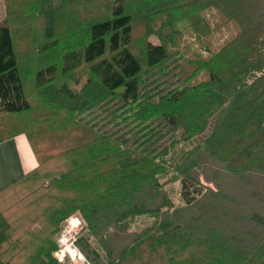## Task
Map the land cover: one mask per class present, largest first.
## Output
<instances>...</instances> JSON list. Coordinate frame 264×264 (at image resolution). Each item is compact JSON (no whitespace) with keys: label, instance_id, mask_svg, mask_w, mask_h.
<instances>
[{"label":"trees","instance_id":"trees-1","mask_svg":"<svg viewBox=\"0 0 264 264\" xmlns=\"http://www.w3.org/2000/svg\"><path fill=\"white\" fill-rule=\"evenodd\" d=\"M53 2L36 0L29 12H48L45 36L53 43L37 52L44 60L27 83L11 23L0 22V141L25 128L35 151L45 145L39 137L51 142L35 168L0 190V264H60L53 236L75 211L104 244L95 264H264V232L238 237L181 221L202 201L195 174L201 152L231 173L264 175V0H106V15L60 41L53 40ZM6 6L8 13L18 7L12 0ZM214 11L237 30L219 47H206V55L181 60L172 50L183 32L179 22L206 34ZM81 63L89 75L72 87L64 78ZM32 93L48 125L16 122L33 111ZM167 173L181 181L184 205L171 208ZM19 184L25 197L9 202ZM157 196L161 201L151 204ZM18 201L32 207L16 211ZM144 214L153 223L114 257L106 231L127 229ZM252 217L263 226L264 216Z\"/></svg>","mask_w":264,"mask_h":264},{"label":"rangeland","instance_id":"rangeland-1","mask_svg":"<svg viewBox=\"0 0 264 264\" xmlns=\"http://www.w3.org/2000/svg\"><path fill=\"white\" fill-rule=\"evenodd\" d=\"M14 1L12 0V4L15 7L18 5V7H14L15 9L13 8V12L11 11L8 13V8L6 6L7 0H0V22L8 19L11 23L15 47L19 54V62L21 64V73L27 83V81L31 80L33 77L32 70L35 68L36 62L41 59L42 56L37 54V52L39 53V51L44 50V48H48L46 45L52 44L53 42L52 39H48L45 36L47 22L45 14H48V12H43L44 14L41 12H34V14L29 13L31 12L30 10L36 6V0ZM58 1L59 0H54L53 4L57 6H52L53 11H55L54 14L56 15L53 25L55 31L54 41L68 39L72 32L75 34L76 28L79 31V29L91 18H99L107 14L108 6L107 2L105 3L106 0H92L89 6L86 0H66L65 5L60 4ZM213 16H216V11H214ZM216 20H218L219 25L222 23L219 27L215 24ZM210 24L212 29L211 32L204 34L200 28L199 31L196 30L197 28L191 25V21L183 20L179 22L178 27L181 28L180 30H183V32L179 37L178 34L180 32L176 35L178 41H175L172 50H179L181 52L183 55V59L181 58V60H184V58H198L206 55V47L213 49L219 47L229 36L228 34L232 35L234 33L233 31L237 30L233 22H223L217 16L216 18H210ZM200 34L201 36H199ZM141 35L140 25H135L133 43H136L137 46L140 43L138 38L141 37ZM149 40L158 43V38L155 35H150ZM43 60L44 59H41L40 62ZM185 67L187 68L188 66L186 65ZM88 75L89 64L81 63L80 66L73 70L72 74L67 75L64 79H66L72 87H78L84 82ZM30 96H32L33 111L28 116L26 114L22 115L16 122L22 121L24 123L25 121L26 126L31 128H36L40 125V122L44 125H48L47 120L37 115L43 110V106L40 107L41 101L37 93H32ZM48 118L52 121L54 116ZM53 128L55 130L54 125ZM19 134H24L28 138L25 128H22ZM39 138L45 145L39 144L41 148L36 151L31 140L28 138L38 162L44 158V154L48 152V147L51 143L46 140L48 136H45V139L42 137ZM188 148L189 145L186 147V150H188ZM199 162L200 166L197 167L195 174L200 178L204 186V194L201 197L202 201L200 204H195L191 211L182 213L181 221L184 222L191 218L193 221L199 223L201 227H220L227 233L238 237L242 235L245 236L248 233L259 232L260 234L264 232V224L261 226L259 222L252 217L255 213L264 216V175L252 171L243 174L231 173L227 171L220 162H217L205 152L200 153ZM171 174L172 173H167L162 177V180L165 183L164 189L173 202L171 208H174L184 205L185 202L181 196V181L178 179L171 181ZM210 188L217 191L216 195L211 193ZM25 191L26 187L23 186V184L14 186L9 192V194L12 195L9 202L12 200H20L21 197L24 198ZM161 198L162 196H157L150 199L151 204L160 202ZM25 202L26 201H20L19 203L18 201L19 205H17L16 211H26L32 207L31 205H26ZM203 204L207 206H202ZM72 214L80 216L85 222L77 234V240L75 241L77 249L90 264L100 262L101 257L97 254L106 252L104 244H100L98 238L90 233L87 227V220L79 211H75ZM153 221L154 217L152 216L145 214L139 215L128 223L127 229H119L113 226L106 231L104 240L106 244L108 243L109 249L112 250L113 256L117 257L125 246L132 245L135 242L137 233L142 228L152 224ZM58 232L53 236L54 241H56ZM80 237L84 240L82 242L88 243L89 252L84 249ZM59 262L63 264L61 261ZM77 264H79V262Z\"/></svg>","mask_w":264,"mask_h":264},{"label":"crops","instance_id":"crops-1","mask_svg":"<svg viewBox=\"0 0 264 264\" xmlns=\"http://www.w3.org/2000/svg\"><path fill=\"white\" fill-rule=\"evenodd\" d=\"M38 163L28 138L16 134L0 141V190Z\"/></svg>","mask_w":264,"mask_h":264},{"label":"built area","instance_id":"built-area-1","mask_svg":"<svg viewBox=\"0 0 264 264\" xmlns=\"http://www.w3.org/2000/svg\"><path fill=\"white\" fill-rule=\"evenodd\" d=\"M85 224L78 215H69L56 235L57 249L54 251L56 258L63 264H90L77 249L75 241L77 234Z\"/></svg>","mask_w":264,"mask_h":264}]
</instances>
